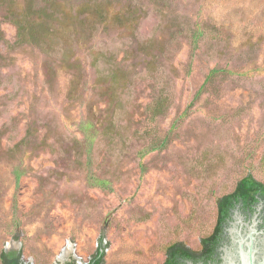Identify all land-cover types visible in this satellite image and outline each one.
I'll return each instance as SVG.
<instances>
[{
    "label": "rangeland",
    "instance_id": "obj_1",
    "mask_svg": "<svg viewBox=\"0 0 264 264\" xmlns=\"http://www.w3.org/2000/svg\"><path fill=\"white\" fill-rule=\"evenodd\" d=\"M134 2L135 35L100 27L76 46L75 69L59 50L18 44L0 6V250L22 249L32 264L85 263L105 234L104 264H164L173 241L200 249L218 197L240 178L264 182V0ZM89 47L112 56L101 68L129 73L113 140L95 129L108 104ZM214 68L224 70L210 78ZM160 96L169 106L152 117ZM33 126L36 141L21 143ZM92 174L112 189L92 185Z\"/></svg>",
    "mask_w": 264,
    "mask_h": 264
},
{
    "label": "trees",
    "instance_id": "obj_2",
    "mask_svg": "<svg viewBox=\"0 0 264 264\" xmlns=\"http://www.w3.org/2000/svg\"><path fill=\"white\" fill-rule=\"evenodd\" d=\"M0 6H5L6 17L18 28L17 43L20 45L31 44L40 48L45 53L51 54L61 51V63L68 69L78 67L77 45L88 44L100 27L105 29L116 27L124 33L135 35L139 19L142 17L141 7L134 0H79L76 5L70 0H0ZM198 35L195 34L194 44L197 45ZM90 48L92 66L98 71L97 83L101 87V95L108 104L107 113L96 129L100 134L106 135L110 140L119 134L115 114L124 108L122 94L129 86L130 77L127 69L120 65L101 68L100 62L104 59L110 61L109 56L102 50ZM140 51L152 53L153 42H142L138 46ZM50 63V62H49ZM46 63L48 76L52 79L54 68L51 63ZM222 68H214L210 78L217 76ZM170 98L160 96L150 106L152 117L164 114L169 106ZM85 130L93 127L91 121L84 122ZM38 128L33 126L21 143L36 141ZM86 134L85 140L94 139ZM20 148V144L16 145ZM157 144H152L147 151L157 149ZM146 152V151H145ZM14 174L19 181L23 170L18 164L14 167ZM94 186L103 189H112L110 179L90 176ZM264 199V182L253 173H247L239 179L233 191L221 195L217 199L218 217L213 231L201 238L200 249H193L183 241H173L166 245V259L164 264H187V260H214L218 254V247L222 233L227 224L230 210L238 203L250 205L259 199ZM19 238V233L17 234ZM105 234L99 238L98 246L90 259L84 264H104L106 259ZM0 264H32L25 260L23 250L2 248L0 250ZM65 264H79L76 260L67 261Z\"/></svg>",
    "mask_w": 264,
    "mask_h": 264
},
{
    "label": "water",
    "instance_id": "obj_3",
    "mask_svg": "<svg viewBox=\"0 0 264 264\" xmlns=\"http://www.w3.org/2000/svg\"><path fill=\"white\" fill-rule=\"evenodd\" d=\"M258 214L252 223L244 222L243 217L236 213V221L228 228L231 243L222 247L221 264H264V231H259ZM243 225L247 227L243 229ZM79 264H84L77 261ZM63 264V263H62ZM188 264H203L189 260Z\"/></svg>",
    "mask_w": 264,
    "mask_h": 264
},
{
    "label": "flooded vegetation",
    "instance_id": "obj_4",
    "mask_svg": "<svg viewBox=\"0 0 264 264\" xmlns=\"http://www.w3.org/2000/svg\"><path fill=\"white\" fill-rule=\"evenodd\" d=\"M237 212H239V214L243 217V221L245 223L249 222L250 224L252 223L254 216L258 214L257 219L259 220V222L257 224V228L259 231H264V199L261 198L258 201L251 203L250 205H242L241 203H238L230 210V216L227 217V224L225 225L222 233V239L218 247V254L215 256L216 258L214 260L209 259L206 263L204 262V260H199L196 263L221 264L223 252L222 247L226 244L231 243V237L229 235L228 228L232 226L234 221H236ZM246 227V225H243V229H245ZM262 236H264V233L262 234ZM188 261L189 260H187V264Z\"/></svg>",
    "mask_w": 264,
    "mask_h": 264
}]
</instances>
